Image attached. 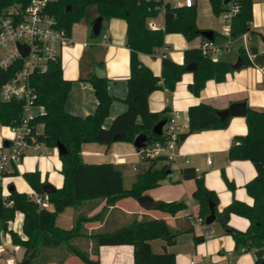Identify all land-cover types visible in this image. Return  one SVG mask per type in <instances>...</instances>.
Masks as SVG:
<instances>
[{
  "label": "trees",
  "instance_id": "obj_1",
  "mask_svg": "<svg viewBox=\"0 0 264 264\" xmlns=\"http://www.w3.org/2000/svg\"><path fill=\"white\" fill-rule=\"evenodd\" d=\"M28 0H0V14L2 9L13 3H26ZM212 12L216 15L227 11L224 0H209ZM239 9L231 16L230 37L236 41L241 35L251 30L252 0H238ZM94 5L97 14L103 19L121 18L126 22L125 44L129 48V75L126 79V109L116 115L108 127H103V120L107 117L112 97L107 91V78H98L94 74L88 77L96 99L94 111L85 116L68 113L65 101L71 88V81L63 78L60 58L47 63L46 69L35 71L30 76V86L35 94L32 106H40L43 112L28 117L26 122L29 132L24 135L28 144L40 143L47 148L56 147L60 142L66 152L59 155L60 174L62 184L51 193H45L38 170H29L22 173L30 188L38 195L45 197L51 209L42 207L24 191H17L12 181L7 183L8 195H0V231L8 233L11 243L24 248L23 259L31 252L34 256L28 264L34 263L33 258L47 248L67 247L71 255H75L85 263H96L91 258L97 255L98 247L102 245L132 246L133 264H177L172 252L164 250L155 253L151 250L149 241L162 239L163 248L173 245L175 237L183 232H193V227H171L162 217L133 216L128 222L115 228H101L88 232L84 223L89 220L102 219L107 208L117 200L131 197L138 198L146 190L156 187L164 180L166 172L171 170L166 164L161 168H154L156 161L164 157H150L144 150L142 159L150 164L135 174V180L129 189L123 188L122 174L111 162L85 163L80 159V147L83 143L95 142L109 146L112 142H133L138 134L148 137L145 147L154 143H162L164 134L156 135L152 132L153 126L161 120H166L169 108L160 111H150L147 104L148 95L158 89L171 93L181 75L188 71L186 65L195 63L191 70L192 82L187 89L194 96H199L207 80L222 81L227 73L232 71L230 63L225 59H215L211 55H204L201 48H189L183 52L181 63L173 61L168 55L161 58L160 75H155L138 58V53H150L163 46L166 33H180L187 40L200 35L196 25V6L172 5L161 0H49L45 10L53 15L59 27L68 33L74 22L86 16V8ZM163 12V27L150 28L148 19ZM214 32V39L217 32ZM224 38V36H223ZM214 41V40H213ZM226 39L224 38V43ZM215 43V42H214ZM223 43V44H224ZM255 53V48L250 49ZM238 55L244 64H252L245 49L240 46ZM12 73V69L0 70V85ZM217 109L198 103L191 105L187 110V129L179 133L178 142L188 134L201 130L225 128L229 118L221 119ZM25 119L24 100L0 99V125L21 126ZM247 132L242 136H235L227 150L230 160H249L256 171L255 176L244 185L247 194L252 198L251 205L232 199L221 211L215 209L217 218L223 220L222 227L231 235L234 248L243 250L254 249V264L264 262V106L261 110L248 108L245 114ZM41 125L42 130L37 131ZM5 149L0 146V155ZM22 154L21 156H23ZM14 163H9L7 169L1 171L2 177L17 176ZM221 175L230 190L234 184L227 179L221 169ZM194 179L195 188L192 198L198 203L197 216L204 222L209 214L208 202L217 203V195L203 183L202 176L192 167H184L179 171V179ZM1 190V189H0ZM105 200V205L95 215L88 216L85 204ZM161 211L175 215L186 208L184 201H160ZM65 207H73V223L68 229L55 224V218ZM89 208V207H88ZM23 215L21 231L24 238L14 230L8 228L9 221H13L16 212ZM230 214L245 217L249 225L245 230L229 227L226 220ZM202 235H193L195 243L202 242ZM91 242L88 250L87 244ZM85 243L84 245L82 243ZM82 247H86L83 249ZM21 260V261H22ZM17 264V263H9Z\"/></svg>",
  "mask_w": 264,
  "mask_h": 264
},
{
  "label": "crops",
  "instance_id": "obj_2",
  "mask_svg": "<svg viewBox=\"0 0 264 264\" xmlns=\"http://www.w3.org/2000/svg\"><path fill=\"white\" fill-rule=\"evenodd\" d=\"M97 16L99 15L95 6L90 5L86 8V16L71 25L69 32L71 42L62 50L60 61L63 78L71 81V88L64 108L73 115L85 116L94 111L96 99L88 77L90 74L95 75V67L103 70V77L107 78V91L112 97L108 115L102 123L103 127L106 128L116 115L126 109L124 99L127 91L126 79L129 75V48L125 44L127 27L125 20L121 18L102 19L100 32L98 35H94L91 27ZM149 23L154 24L155 28H162L163 12L161 11L155 17L149 18ZM196 25L200 29H210L205 28L209 26H202L198 21H196ZM250 27L251 30L238 39L243 45L242 47L247 48V55L249 56L264 51V43L261 42L260 38L257 45L259 50L255 49V53H251L248 45L249 41L252 40L251 35H258L259 33L264 36V0H252ZM105 38L107 42H105ZM204 39L199 35L187 40L180 33H166L162 47L158 48L153 54L140 52L138 58L155 75L159 76L161 72V53L164 49H166V55L173 61L181 63L184 50L199 48ZM233 42L229 49H225L227 52L231 51ZM238 56L237 53L233 60H228L229 63H234ZM192 79L193 74L191 70H188L181 75L171 93L158 89L152 91L147 98L150 111H160L168 107L167 117L175 112L181 132L187 129V110L191 105L204 103L221 110L227 108L231 103L244 101L247 109L261 110L264 106L262 75L253 63L243 64L238 69H232L222 81L207 80L199 96H194L187 89V85L192 82ZM41 112H43L42 107L31 106L26 111V116L31 117ZM41 130L42 126L38 125L37 131L40 132ZM246 132L245 115L231 116L225 128L192 132L178 142L176 149L182 156L178 157L177 167L170 168L164 159L156 161L154 168H161L166 164L171 169L169 170L170 175L160 181L156 187L146 190L143 194L150 196L157 202L184 201L186 208L171 216V224L172 227L190 224L193 227V232L179 234L175 237L174 244L167 246L165 249L163 248L164 241L162 239L150 240L149 244L152 251L155 253H161L164 250L172 252L177 264H187L190 259L212 264H254V249L241 252L235 249L231 235L225 232L222 227V219L216 217L208 226L204 222L195 219L198 213V203L191 196L195 188V181L194 179L178 180L180 169L192 167L197 172V176H202L205 187L217 193L215 206L217 211H221L232 199L251 205L253 200L247 194L244 185L255 176V168L249 160H230L227 157V150L232 144L233 138L245 135ZM4 139L8 138H4L3 133L0 131V146ZM8 140L11 142V139ZM42 148L48 150V156H44L46 152ZM49 149H56V147L47 148L41 145L37 150L33 149L38 152L39 157L37 158H25V153L20 159L21 165H16L18 175L5 177L4 181H12L17 191L29 192L32 189L23 178L22 173L29 170H38L41 180H46L55 188L60 187L62 176L59 172L61 165L59 155L57 152L51 154ZM134 154L141 155L131 142L121 141L112 142L109 146L95 142L83 143L79 152L82 162H111L117 169H120L119 167L126 162V157ZM184 160H187V162ZM208 160H210V163ZM150 167V164L147 163L146 169ZM221 169H223L227 179L234 184L233 190L228 187L225 188L220 181L214 180L215 178L218 179L219 170ZM133 170L136 171V168L133 167ZM124 200L126 198L119 199L109 206L102 219L86 221L84 227L87 231L115 228L128 222L135 215L137 218L149 216L165 219V215L160 213L163 212L160 209H144L134 198H131V201L128 202ZM104 205V199L94 201V203L90 202L87 215H95L101 211ZM47 208L51 209V206L48 205ZM64 212H66V215L60 217ZM73 213V207H65L60 214L58 213L59 215L57 214L55 224L61 228H70L73 223ZM57 218L61 223L58 224ZM22 219V213L17 211L14 220L9 221L7 226L24 238L21 231ZM14 224L17 225L15 229L13 228ZM226 224L237 230H245L249 225V221L245 217L230 214ZM194 234L202 235L204 240L195 243L193 241ZM3 237H6L3 241L6 244L21 247L13 245L9 234L2 231L0 232V243ZM87 247L89 250L91 247L90 241ZM228 251L231 253L230 260L225 258ZM91 258L97 262L86 264H133L132 246L128 244L102 245L98 247L97 255L91 254Z\"/></svg>",
  "mask_w": 264,
  "mask_h": 264
},
{
  "label": "built area",
  "instance_id": "obj_3",
  "mask_svg": "<svg viewBox=\"0 0 264 264\" xmlns=\"http://www.w3.org/2000/svg\"><path fill=\"white\" fill-rule=\"evenodd\" d=\"M48 1L28 0L24 4L13 3L3 8L0 14V70L12 69V73L0 85V99L3 101L23 99L25 112V119L21 126L9 127L14 136L11 138L10 146L4 148V153L0 155V195L3 198L8 195L9 189L7 187L8 182L4 181L5 177L1 176V171L7 169L9 163L16 164L28 148L37 150L42 145L36 142L28 144L24 139V135L30 131L26 122L28 118L26 111L32 106V100L35 98L30 86V76L34 73V69L43 71L49 61L59 59L62 50L71 42L69 33L64 28L59 27L55 17L45 10ZM161 1L186 7L194 5V0ZM225 4L228 9L223 13L221 34L226 41L220 46L216 45L214 41L204 39L200 46L204 55L214 57L221 49H229L233 42L230 37V22L231 16L239 9V2L238 0H226ZM148 26L152 29L155 28L152 23H149ZM105 42H107L106 38ZM19 44L27 47L28 52L25 56L20 54ZM244 49L247 53V48L244 47ZM165 55L166 49L161 53L162 57ZM254 56L255 54L248 55L250 60ZM255 66H257L262 75V83L264 85V64H255ZM179 133H181V128L177 122V115L172 112L162 127V134H164L165 140L162 143L157 142L143 147L139 152L141 153L144 150L150 157H164L168 166L175 168L178 166V157L182 156L176 149ZM184 161L187 162V160ZM208 162L210 163V160ZM27 194L40 206L48 207L49 203L45 197L36 194L33 190L27 192ZM195 219L202 222L198 216ZM241 251H243L242 248L240 249ZM225 258L230 260L231 253L229 251L225 254ZM187 264L212 263L190 259Z\"/></svg>",
  "mask_w": 264,
  "mask_h": 264
},
{
  "label": "rangeland",
  "instance_id": "obj_4",
  "mask_svg": "<svg viewBox=\"0 0 264 264\" xmlns=\"http://www.w3.org/2000/svg\"><path fill=\"white\" fill-rule=\"evenodd\" d=\"M194 1H195V5H196V21H198L202 26H209V27H205V28H210V30L217 32V35L215 38V43L217 45L223 44L224 38L221 34L222 33V27H223V14H221V13L218 15L214 14L212 12L211 7H210L209 0H194ZM250 37L252 38V40L249 41V43H248L249 49H251L253 47L256 50H259V47L257 46L258 41H259V36L257 34H253ZM251 45H253V46L250 47ZM240 46H243V45H241V42L237 40V41L233 42L231 51L227 52L225 49H223L222 51L217 53L214 56V58L215 59L221 58V59H225V60H233L235 58V56L237 54V50ZM0 131L3 133L4 138L11 139L14 136L13 132L10 130V128L8 126H1L0 125ZM42 150H44L46 152L44 156H48V150H46L45 148H42ZM49 151L51 154L57 152L56 149H49ZM25 153H26L25 158H29V157L37 158V157H39L37 155L38 152L34 151L32 148H28ZM141 156L142 155H139V154L138 155L134 154L133 156H128V157H126V162L122 166L119 167L120 168L119 170L122 174V183H123L124 189H129L131 187V185L133 184V182L135 180V174L136 173H140L146 169L148 162L144 161ZM16 165L20 166L21 161L19 160L15 164V166ZM133 167L136 168V171L133 170ZM156 167H158V166H156ZM214 180L220 181L221 184L223 186H225V188L227 187L223 181V177L221 175V170H219L218 179L215 178ZM125 198H126V200H124V201H127V202L131 201L130 197H125ZM88 207H89V204H85L83 206V209L86 210V209H88ZM65 213L66 212H64L62 214V216H60V217H64L66 215ZM160 213L165 215V221L167 222V224L169 226L172 227L173 226L171 224L172 223V220H171L172 215L167 214L165 212H160ZM59 221L60 220H58V218H57L58 224L61 223ZM16 227H17V225L14 224L13 228L15 229ZM5 238L6 237H3L2 241L0 243V264L20 262L23 258V255H24V248L23 247H13L10 244H6L5 242H3V241H5ZM83 245H84V242H83ZM82 248L86 249V247H82ZM33 262L34 263H43V264H86L77 256L69 254L67 251V247L64 245H62L58 248H47V249L42 250L37 256H35L33 258Z\"/></svg>",
  "mask_w": 264,
  "mask_h": 264
},
{
  "label": "water",
  "instance_id": "obj_5",
  "mask_svg": "<svg viewBox=\"0 0 264 264\" xmlns=\"http://www.w3.org/2000/svg\"><path fill=\"white\" fill-rule=\"evenodd\" d=\"M224 2L226 3V0ZM102 19L103 18L101 16H97L93 20L91 30H92V33L94 35H98L100 32ZM200 35L207 40H210V41L214 40V32L210 29H202L200 31ZM258 36L261 39V42L264 43V36H262L259 33H258ZM18 49H19V52L22 56H25L28 52L27 47L23 44H19ZM251 62L253 64H258V65L264 64V51L261 53L255 54V56L252 58ZM243 64H244L243 59L240 56H238L236 61L234 63L230 64V68L231 69H238ZM186 68H187V70H193L195 68V63L187 64ZM35 71H36V69H34V72ZM94 73H95V76L98 78H102L104 75L103 70L99 67H95ZM246 112H247L246 103L244 101H239V102L231 103L225 109L218 110L217 114L219 115V117L221 119H224V118L231 117V116L245 115ZM165 122H166L165 119L158 121L153 126L152 132L156 135H160L162 133V127L165 124ZM147 141H148V137L146 135L138 134L134 138L132 144L135 147L136 151L139 152L143 147H145ZM10 144H11V142L8 139H4L2 141L1 146L3 148H8L10 146ZM56 149H57L58 155H62L66 152L65 146L63 144H61L60 142L57 143ZM149 169L150 168H148V170ZM166 175L169 176L170 172L167 171ZM13 188H15V186L11 185L10 189H13ZM42 189L45 193H51L55 190V187H53V185H51L50 183L46 182L42 185ZM136 200L142 208L147 209V210L161 209V207H162V204L160 202L154 201L150 196H148L146 194L140 195L138 198H136ZM208 208H209V214L204 219V224L207 226L209 224H211L216 219L215 203L212 201H209L208 202ZM33 256H34V253L31 252L30 254H28V256L25 259L18 262L17 264H28L29 260ZM263 264H264V262H263Z\"/></svg>",
  "mask_w": 264,
  "mask_h": 264
}]
</instances>
